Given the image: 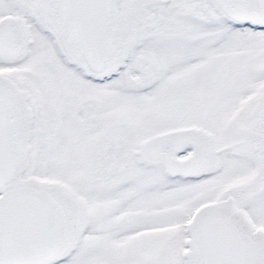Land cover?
<instances>
[{"label": "snow or ice", "instance_id": "1", "mask_svg": "<svg viewBox=\"0 0 264 264\" xmlns=\"http://www.w3.org/2000/svg\"><path fill=\"white\" fill-rule=\"evenodd\" d=\"M0 264H264V0H0Z\"/></svg>", "mask_w": 264, "mask_h": 264}]
</instances>
